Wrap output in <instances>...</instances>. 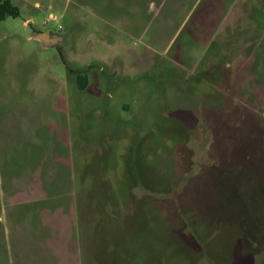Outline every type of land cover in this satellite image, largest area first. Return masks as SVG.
Listing matches in <instances>:
<instances>
[{"label":"rangeland","instance_id":"1","mask_svg":"<svg viewBox=\"0 0 264 264\" xmlns=\"http://www.w3.org/2000/svg\"><path fill=\"white\" fill-rule=\"evenodd\" d=\"M11 1L0 236L13 264H232L251 231L244 264L264 255V0ZM213 213L237 228L202 221Z\"/></svg>","mask_w":264,"mask_h":264},{"label":"trees","instance_id":"2","mask_svg":"<svg viewBox=\"0 0 264 264\" xmlns=\"http://www.w3.org/2000/svg\"><path fill=\"white\" fill-rule=\"evenodd\" d=\"M20 16V10L18 7H16L15 5H13L11 0H0V22L4 21L5 19L12 17V18H17ZM78 86L81 90H84L87 88L88 83H87V79L85 77H82L78 80ZM255 133H259L258 131H255ZM261 135V133L259 134ZM259 136L257 137V139L259 140ZM249 140H246L245 143H247L248 141H250V138H248ZM253 143V141L251 142ZM247 146V145H246ZM244 148V147H243ZM252 147L247 146L243 151L242 154L248 158H251L253 150L251 149ZM250 151H249V150ZM203 222H207V223H213V222H217V223H221L222 225H226L228 227H236L235 224H233L231 221H224L221 218H218V215H215L214 213L212 214V218L208 220H202ZM237 228V227H236ZM246 232H248L247 230H245ZM249 235V236H248ZM248 235H245V233H242L241 238L239 239V241L237 242L235 249H234V253H233V262L232 264H244L245 260L247 261V257L244 258L243 253L249 248L248 245H251L253 242V234L252 231L251 233H248ZM253 238V239H252ZM256 241V240H255ZM255 246H258L255 243ZM260 247L258 246L256 248L257 252H261ZM258 257L256 259H253V264H264V255H259L257 254Z\"/></svg>","mask_w":264,"mask_h":264},{"label":"water","instance_id":"3","mask_svg":"<svg viewBox=\"0 0 264 264\" xmlns=\"http://www.w3.org/2000/svg\"><path fill=\"white\" fill-rule=\"evenodd\" d=\"M37 40L41 41L45 46L64 45L65 38L61 36H53L49 33H44L37 36Z\"/></svg>","mask_w":264,"mask_h":264},{"label":"crops","instance_id":"4","mask_svg":"<svg viewBox=\"0 0 264 264\" xmlns=\"http://www.w3.org/2000/svg\"><path fill=\"white\" fill-rule=\"evenodd\" d=\"M2 226H4V229H6V223L0 220V227ZM2 241H5V239H2L0 236V264H13L9 254L7 253V248L3 247Z\"/></svg>","mask_w":264,"mask_h":264}]
</instances>
